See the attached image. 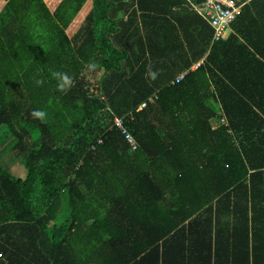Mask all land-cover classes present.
<instances>
[{
  "label": "trees",
  "instance_id": "1",
  "mask_svg": "<svg viewBox=\"0 0 264 264\" xmlns=\"http://www.w3.org/2000/svg\"><path fill=\"white\" fill-rule=\"evenodd\" d=\"M4 1L0 264H264V0Z\"/></svg>",
  "mask_w": 264,
  "mask_h": 264
},
{
  "label": "built area",
  "instance_id": "2",
  "mask_svg": "<svg viewBox=\"0 0 264 264\" xmlns=\"http://www.w3.org/2000/svg\"><path fill=\"white\" fill-rule=\"evenodd\" d=\"M190 6L208 22L210 27H212L213 40H218L227 37L230 31V24L240 13L242 4H237L234 0H202L200 3L190 2ZM197 65H199V62L192 66V68ZM181 78L182 75H178L176 82ZM113 124L119 129L120 134L123 135L131 149H136L137 142L127 130L124 119L120 116H114ZM98 142H100V140Z\"/></svg>",
  "mask_w": 264,
  "mask_h": 264
},
{
  "label": "clouds",
  "instance_id": "3",
  "mask_svg": "<svg viewBox=\"0 0 264 264\" xmlns=\"http://www.w3.org/2000/svg\"><path fill=\"white\" fill-rule=\"evenodd\" d=\"M86 67L90 71H92V70H95L97 65L95 64V62H89L86 65ZM146 75L151 80H155L158 77L159 72L157 70H153L152 66L149 65L147 68ZM51 76H52V78L57 80V90L62 92V93H66L68 90H70V88L72 86H74V83H75L74 78L66 72L52 71ZM35 83L37 86H42L44 81L42 79H40V80H36ZM30 116L34 119H39L42 123L47 122V113L44 110L34 109L30 113Z\"/></svg>",
  "mask_w": 264,
  "mask_h": 264
},
{
  "label": "rangeland",
  "instance_id": "4",
  "mask_svg": "<svg viewBox=\"0 0 264 264\" xmlns=\"http://www.w3.org/2000/svg\"><path fill=\"white\" fill-rule=\"evenodd\" d=\"M47 1L50 2L51 0H47ZM0 168L5 169L14 176L20 178H23L26 175L25 167L18 161L16 154L13 150L3 152L0 155ZM59 217H63V216L59 214L57 219Z\"/></svg>",
  "mask_w": 264,
  "mask_h": 264
},
{
  "label": "crops",
  "instance_id": "5",
  "mask_svg": "<svg viewBox=\"0 0 264 264\" xmlns=\"http://www.w3.org/2000/svg\"><path fill=\"white\" fill-rule=\"evenodd\" d=\"M0 2H1V3H0V9H1V6H2V4H3L5 1H4V0H0ZM81 24H82V23H81ZM81 24H80V25H81ZM80 25H77L76 27L79 28ZM193 66H194V65H193ZM193 68H195V67H193ZM215 118H217V116H216ZM218 118H220V116H219Z\"/></svg>",
  "mask_w": 264,
  "mask_h": 264
}]
</instances>
